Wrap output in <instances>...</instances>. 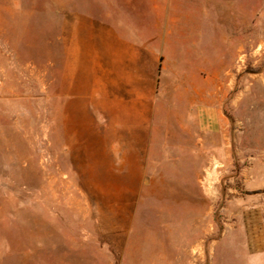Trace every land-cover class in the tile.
I'll list each match as a JSON object with an SVG mask.
<instances>
[{
  "label": "rangeland",
  "instance_id": "1",
  "mask_svg": "<svg viewBox=\"0 0 264 264\" xmlns=\"http://www.w3.org/2000/svg\"><path fill=\"white\" fill-rule=\"evenodd\" d=\"M148 1L166 0H0V264H264L243 246L239 213L241 198L264 194V0H208L209 44L233 29L223 12L242 21L224 56L211 49L225 139L209 152L174 120L148 151L102 150L82 128L76 151L59 139L60 3L103 35L114 12L135 35ZM78 64L91 75L88 55L66 61Z\"/></svg>",
  "mask_w": 264,
  "mask_h": 264
},
{
  "label": "crops",
  "instance_id": "2",
  "mask_svg": "<svg viewBox=\"0 0 264 264\" xmlns=\"http://www.w3.org/2000/svg\"><path fill=\"white\" fill-rule=\"evenodd\" d=\"M209 1L200 5L148 1V9L141 13L148 25L136 26L140 31L135 35H128L124 24L114 20V12L106 15L103 35L102 25L93 23L89 14L74 5L67 10L60 3L59 139L65 150H78L73 146L79 144L82 128L90 138L96 130L98 143L106 146L102 150L148 151L153 137L161 134L158 131L172 127L174 120L175 127L193 137L195 151H210L211 137L221 134L217 126L221 95L210 82L211 49L224 56L231 36L242 34V21L223 12L219 21L230 22L233 29L227 36L213 37L209 44L204 29ZM83 54L90 60V76H83L79 64L73 69L66 65L67 59L78 62ZM216 66L217 71H225L220 59ZM221 137L225 139V133ZM233 140L237 142L236 137ZM249 172L251 177L260 173L254 166ZM240 201L239 213L248 219L241 229L243 246L252 260H264V194Z\"/></svg>",
  "mask_w": 264,
  "mask_h": 264
}]
</instances>
